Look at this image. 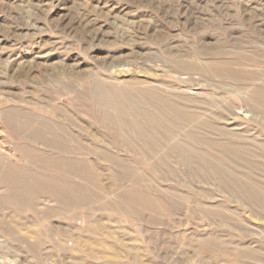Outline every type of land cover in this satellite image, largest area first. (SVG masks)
<instances>
[{
    "label": "rangeland",
    "instance_id": "374dc122",
    "mask_svg": "<svg viewBox=\"0 0 264 264\" xmlns=\"http://www.w3.org/2000/svg\"><path fill=\"white\" fill-rule=\"evenodd\" d=\"M0 264H264V0H0Z\"/></svg>",
    "mask_w": 264,
    "mask_h": 264
}]
</instances>
